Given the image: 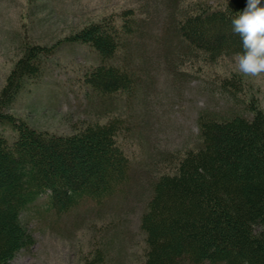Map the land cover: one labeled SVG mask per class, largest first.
<instances>
[{
	"label": "trees",
	"instance_id": "1",
	"mask_svg": "<svg viewBox=\"0 0 264 264\" xmlns=\"http://www.w3.org/2000/svg\"><path fill=\"white\" fill-rule=\"evenodd\" d=\"M246 5L178 0L173 30L187 58L214 64L221 55L240 53L231 21ZM139 24L128 8L52 46H22L0 88V127L14 132L11 140L0 132V264L34 244L30 220L58 221L86 206L99 208L128 184L134 157L124 144L134 132L128 120L112 114L117 107L108 106L119 102L128 109L138 98L143 71L133 61V48ZM61 43L95 53L97 62L81 82L103 110L113 109L70 134L35 130L10 113L24 83L41 75L43 59ZM213 88L229 108H200L196 142L149 161L154 181L139 218L137 264H264V110L256 98H247L237 74L216 79ZM116 223L93 231L81 264H117L119 246L129 239L118 235Z\"/></svg>",
	"mask_w": 264,
	"mask_h": 264
},
{
	"label": "rangeland",
	"instance_id": "2",
	"mask_svg": "<svg viewBox=\"0 0 264 264\" xmlns=\"http://www.w3.org/2000/svg\"><path fill=\"white\" fill-rule=\"evenodd\" d=\"M220 1L209 0L212 5ZM177 2L0 0V88L24 43L52 46L82 26L110 14L117 17L128 8L134 9L140 23L133 61L143 71L133 105L128 109L119 102L108 106L117 107L112 114L128 120L134 132L126 146L123 142L134 157L123 192L99 208L86 206L58 221L51 215L50 222L30 220L34 244L19 252L10 264H81L91 247L93 231L109 221L117 222L118 235L129 239L121 242L115 262L137 264L142 245L139 218L154 181L149 161L160 152L180 150L196 142L200 108H229L228 101L213 88L215 80L237 74L247 98H256L264 110V77L238 72L236 55H221L214 64L201 56L187 58L173 30ZM96 62L95 53L87 46L61 43L52 56L43 59L41 75L24 83L10 113L35 130L54 134H70L88 122L104 120L113 109L103 110L98 97L81 82L83 72ZM0 132L9 140L14 136L8 125H2Z\"/></svg>",
	"mask_w": 264,
	"mask_h": 264
},
{
	"label": "clouds",
	"instance_id": "3",
	"mask_svg": "<svg viewBox=\"0 0 264 264\" xmlns=\"http://www.w3.org/2000/svg\"><path fill=\"white\" fill-rule=\"evenodd\" d=\"M231 24L242 44V51L235 56L236 69L248 77H264V6L261 0H247L245 9Z\"/></svg>",
	"mask_w": 264,
	"mask_h": 264
}]
</instances>
